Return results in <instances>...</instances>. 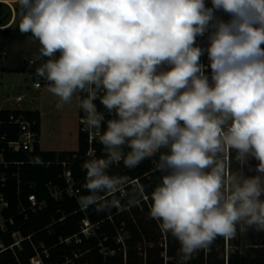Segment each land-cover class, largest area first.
Listing matches in <instances>:
<instances>
[{
  "label": "clouds",
  "instance_id": "clouds-1",
  "mask_svg": "<svg viewBox=\"0 0 264 264\" xmlns=\"http://www.w3.org/2000/svg\"><path fill=\"white\" fill-rule=\"evenodd\" d=\"M210 2L18 0L20 32L49 58L36 74L62 103L87 94L86 130L106 123L107 158L83 164L90 194L81 205L110 211L118 200L106 197L127 195L126 178L107 169L159 153L166 174L149 214L179 242L180 264L217 237L235 238L238 226L264 232V0ZM98 95L114 118L97 110ZM232 150L258 161L255 175L230 171L223 157Z\"/></svg>",
  "mask_w": 264,
  "mask_h": 264
},
{
  "label": "trees",
  "instance_id": "trees-1",
  "mask_svg": "<svg viewBox=\"0 0 264 264\" xmlns=\"http://www.w3.org/2000/svg\"><path fill=\"white\" fill-rule=\"evenodd\" d=\"M207 5L211 6V2H207ZM220 13L217 15L224 20L229 19L227 14ZM9 33L17 36L20 34L19 27L15 29L0 27V40L7 38ZM48 59V57H42L40 52L37 66L31 67L27 63L28 61L24 60L21 62L20 68L36 73L37 68L41 67ZM86 98L87 94L80 92L79 112L81 118L86 116L80 107L81 101ZM94 103L99 112L105 113L106 120L114 118V114L112 116L107 114L99 95ZM19 110L21 109H2L4 115L10 111L17 112ZM23 111L27 116H36L41 120L39 110ZM81 118L77 150H44L38 144L33 151H17L8 154L9 159L17 161L10 164L9 179L7 184L2 187L9 199V205L4 210V214H14L15 223H9L10 230L7 232L0 229V239L10 244L14 240L11 231L15 228L20 229L24 236L30 235V238L23 239V248L21 249L18 248L15 251L8 248L1 251L0 264H31L30 257L35 253L33 242L41 241L51 247V255L46 259L52 262L61 260L64 252L73 254L74 249L90 248L83 257L88 258L92 264H97L100 261L107 264H180L179 242L170 233L163 232L160 222L151 218L149 214L152 205L151 193L161 183L162 176L166 174L157 170L159 153L145 159L133 169L125 167L123 160L114 163L107 169V174L110 176L126 178L124 189L127 195L117 194L115 197H106V199H117L120 202V205L117 204L110 211L97 212L95 206H89L88 212H85L79 209L80 204L74 197L66 196L61 200L51 197L48 185L64 186L66 184L62 175L64 165L61 160L70 159L73 175L79 180L86 179V170L82 167L85 162L107 158L106 150L99 139L106 130V123L100 128V133L93 129L95 134L90 142V131L83 129V126L86 128V125ZM14 136L16 135L14 134ZM91 149L93 152L89 153ZM123 151L127 153L130 149L124 147ZM226 156L223 157L225 162ZM228 167L232 172L243 169L246 175L251 176L254 175L256 161L248 160L247 164L244 161H238L235 150H232L228 154ZM84 191L86 195L90 194L87 189ZM32 193L40 201L45 200L46 204L40 210H29L26 217L25 213L19 211V203L22 202L24 206H29L31 203L29 196ZM146 198L148 199L146 200ZM130 199L137 201L135 206L129 205ZM91 223H97L98 227L95 228V233L90 236L81 233L82 242L67 243L62 241V238L78 232L82 225ZM120 228L126 229L128 233L124 242L115 239L120 233ZM143 239L149 242L147 248L149 247L151 251L147 255L141 254L138 249L139 242ZM100 242L109 248L116 249V252L113 254L103 253ZM79 260L77 258L75 264H81ZM187 264H264V232L249 230L246 233H240L238 226L235 238L217 237L209 247L195 253Z\"/></svg>",
  "mask_w": 264,
  "mask_h": 264
},
{
  "label": "rangeland",
  "instance_id": "rangeland-1",
  "mask_svg": "<svg viewBox=\"0 0 264 264\" xmlns=\"http://www.w3.org/2000/svg\"><path fill=\"white\" fill-rule=\"evenodd\" d=\"M206 1L210 2V0ZM12 5L7 2H0V23L12 21L16 14L15 22L9 26L11 29H15L19 27L20 23L18 1L12 2ZM197 43L200 44V38H198ZM38 44L39 41L32 34L20 32L14 36L9 33L7 38L0 40V60L3 59V62H6L8 69L20 68L22 61L35 59ZM36 63L32 64L35 65ZM36 80H40V77L30 71L7 70L3 74L0 71V109H13L18 105L35 106L41 112V148L44 150H77L80 132L79 118H81L79 90L73 94L69 102L62 103L59 97L48 90L50 82H43L42 86L36 87L34 84ZM19 94H22L24 99L17 101L16 97ZM61 103L62 106L58 107L57 105ZM249 160L256 161L254 158H249ZM226 163L228 165V155L226 156ZM257 163L258 161H256V165ZM141 206L143 207V203ZM127 234L126 229L120 228V235L115 237L116 241H123ZM148 244L146 239L141 240L138 245L139 252L144 255L150 253L151 250L149 247L147 248ZM18 248H23V245L19 244L14 247L15 250ZM79 261L85 264L88 262V258L81 256Z\"/></svg>",
  "mask_w": 264,
  "mask_h": 264
},
{
  "label": "built area",
  "instance_id": "built-area-1",
  "mask_svg": "<svg viewBox=\"0 0 264 264\" xmlns=\"http://www.w3.org/2000/svg\"><path fill=\"white\" fill-rule=\"evenodd\" d=\"M16 1L18 0H0V2H7L11 6H13L12 2H16ZM205 2L207 4V2L209 1L205 0ZM217 14H221V13L218 12ZM200 45L206 47L207 38L205 37L200 38ZM33 61L34 60L31 59V62ZM201 62L205 65L209 63L206 55L201 57ZM206 74H210V69ZM34 84L35 86L39 87L41 85V81L36 80ZM16 98L17 100H23L24 96L22 94H19L17 95ZM23 110L24 109H21L17 112L10 111L9 113H7V115H4L2 109H0V229L4 232L10 230L9 223L10 224L15 223L14 214H10V215L4 214V210L9 205V199L6 197V194L2 190V187H4L7 184V181L9 179L8 168L10 164L17 161V160L9 159L8 154L17 151H27V152L33 151L38 144L40 145V139H41V120L38 119V117L36 116H31V117L27 116ZM85 117L81 118V120H84V122H85ZM14 128H15V132H14ZM83 129L85 130L86 128L83 126ZM97 133H100V129L97 130ZM14 134L16 136H14ZM94 134L95 131L91 130L89 137L90 142L93 140ZM92 152L93 150L91 149L89 153ZM30 161H34V160H30ZM61 162L64 165V171L62 175L65 178L66 184L64 186L53 185V184L48 185L49 190L51 192V197H53L56 200L64 199L66 196L74 197L77 199V201L80 204L79 209L88 212L89 207H83L80 203L81 199L84 196H87L84 191L86 189V179L77 180L75 178L72 172L69 158L61 160ZM122 190L125 192L124 185L122 186ZM29 198L31 200L29 206H24L22 202L19 203L20 212L26 214L28 213L29 210L37 211L42 209L46 204L45 200L40 201L34 193L30 194ZM117 204L120 205V202L118 201ZM25 216L27 217V214ZM96 227H98L97 223H91L90 225H82L81 229L78 232H76L72 236L62 238V241H65L67 243H72V242L80 243L83 241V236L81 235V233L85 234L86 236H90L95 233ZM11 234L14 240L10 244H7L3 239H0V252L8 248H12L13 250H15L14 247L18 246L19 244H22L23 239L27 237L30 238V235L24 236L20 231V229L18 228L12 230ZM99 244L102 245L101 251H103V253L105 254H109V253L113 254L116 252V249L109 248L108 246L104 245L102 242H100ZM33 246L35 253L30 257L31 264H75L77 258L80 259L81 256L83 257L85 252L90 250V248L84 250L82 248H77L73 250L72 252L73 254L64 252L62 254L61 260L57 262H52V261H47L46 259L51 255L50 246H47L43 241L39 243L33 242ZM126 255L127 254L125 252V258ZM85 264H92V263L88 260V262H86ZM97 264H107V263L100 261Z\"/></svg>",
  "mask_w": 264,
  "mask_h": 264
},
{
  "label": "crops",
  "instance_id": "crops-1",
  "mask_svg": "<svg viewBox=\"0 0 264 264\" xmlns=\"http://www.w3.org/2000/svg\"><path fill=\"white\" fill-rule=\"evenodd\" d=\"M15 19H16V14L14 15L12 21L8 22V23H0V27H9V26H12L11 24H13L15 22ZM16 39V38H14ZM1 46V45H0ZM39 57H40V43L38 44V51L37 53L35 54V59L33 62H31L30 60L27 62L31 67L33 66H37L39 64ZM55 58V57H53ZM27 59V58H26ZM37 62L35 65H33L32 63H35ZM21 67V66H20ZM7 70H21V68H17V69H8L7 68V65H6V62L4 61L3 62V59L0 60V71H1V74H3L5 71ZM35 75H37L36 73H34ZM40 81H41V85H43V82H49L47 80H43L41 77H40ZM39 86V87H40ZM38 87V86H36ZM17 100V98H16ZM17 101H20V100H17ZM32 102V101H31ZM79 103H80V97H79ZM3 109H6V108H3ZM8 109H11V108H8ZM13 109H24V110H38V108H36L35 106H15ZM41 114V112H40ZM80 120V118H79Z\"/></svg>",
  "mask_w": 264,
  "mask_h": 264
}]
</instances>
